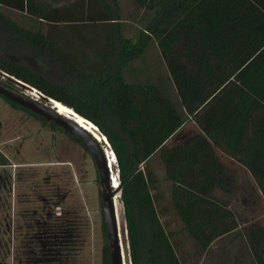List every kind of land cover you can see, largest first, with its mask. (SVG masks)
Listing matches in <instances>:
<instances>
[{
    "label": "trees",
    "instance_id": "1",
    "mask_svg": "<svg viewBox=\"0 0 264 264\" xmlns=\"http://www.w3.org/2000/svg\"><path fill=\"white\" fill-rule=\"evenodd\" d=\"M2 8L25 13L29 23L20 25ZM62 10L41 0H0V41L10 45L7 53L25 47L55 58L65 64L71 80L56 81L6 57H0V72L72 108L107 137L118 162L132 264H184L174 242L179 234L207 252L239 228L235 213L213 196L227 186V168L217 149L257 165L264 176V0H148L142 29L132 37L123 33L118 0H75ZM167 20L171 29L165 34ZM153 35L174 71L182 59L217 39L228 52L234 71L221 95L208 103L204 127L213 128L209 139L196 134L167 147L189 121L183 106L153 82L127 80L130 65L143 58ZM215 89L209 94H216ZM156 155L171 184V203L182 225L178 230L167 231L160 220L153 195L157 180L148 167ZM9 165L0 151V167ZM143 219L150 224L147 238ZM245 237L256 264H264V228L253 227ZM104 261L112 264L109 247Z\"/></svg>",
    "mask_w": 264,
    "mask_h": 264
},
{
    "label": "rangeland",
    "instance_id": "2",
    "mask_svg": "<svg viewBox=\"0 0 264 264\" xmlns=\"http://www.w3.org/2000/svg\"><path fill=\"white\" fill-rule=\"evenodd\" d=\"M41 1L52 3L65 12L75 0ZM147 1L118 0L120 22L127 37L134 36L142 29L140 22L145 17ZM1 11L22 26L29 23L25 13L7 8H2ZM170 29L167 20L163 25L165 34ZM67 37L72 38L75 46L80 44L77 37ZM158 43L159 37L153 35V41L143 58L130 65L126 77L129 81L153 82L173 100L178 98V92H181V96L187 94L188 98L191 94L197 95V92L211 93L234 71L229 54L218 39L197 55L184 59L185 61L182 59L183 62L176 71L172 70V64L168 63L169 60L162 54ZM0 44L2 58L28 64L56 81H69L72 78L64 63L47 54L25 47L14 53H7L5 51H8L7 46L10 45L2 41ZM181 44L184 52L186 47H183V42ZM11 78L0 72L2 83L29 95V89L18 84L17 79ZM183 99L186 103L187 98L183 96ZM198 101L201 103L200 99ZM40 102L44 103L42 99ZM192 130L199 132L196 124L189 121L170 144L176 143L177 137H189ZM73 138L74 136L61 128L54 129L0 96V151L11 162V165L0 168V176L4 178L0 183V193L4 196V211H9L10 205L13 208V204L17 208L14 246L19 258L16 261L7 259L12 243L4 235L1 246L5 260L0 261V264H82L83 250L90 252L92 264H105L109 246L98 170L91 153ZM217 152L227 166L229 178L226 181L227 187L216 190L214 197L231 207L236 214L239 228L217 241L207 252L201 250L185 234L175 236L174 242L178 244V253L184 264H256L245 233L253 227L264 228V176L257 165L233 163L229 156ZM148 167L157 180L153 195L160 220L167 231L178 230L182 225L171 203V184L165 180L164 164L159 159H152ZM115 172H119L118 166ZM121 203L130 264L128 224L122 199ZM60 207L62 210H57ZM60 213L62 217H58ZM142 230L147 238L150 224L146 219L142 221ZM23 249L25 256L22 257H27V261L20 260ZM262 253L264 256V243Z\"/></svg>",
    "mask_w": 264,
    "mask_h": 264
},
{
    "label": "water",
    "instance_id": "3",
    "mask_svg": "<svg viewBox=\"0 0 264 264\" xmlns=\"http://www.w3.org/2000/svg\"><path fill=\"white\" fill-rule=\"evenodd\" d=\"M4 75L11 78L10 76H8V74L4 73ZM16 82L26 87L29 90L33 89L31 86L22 83L21 81L16 80ZM0 96H2L3 98L7 99L12 103H15L41 116L45 120L51 122L52 124L66 131L67 133L71 134L76 139H78L91 153L99 174L101 197L103 202L111 262L112 264H125L123 257V250L119 237L117 212L115 209V202H114V198L117 195V193L120 192V189L117 190L113 188L112 177H111L112 175L111 161L112 160L117 161V157L107 137L102 132H100L102 138L107 139L105 144H102L100 140L95 137L93 132H89L85 128L81 127L79 124H77L75 120L66 118L65 116L59 114L58 109H55L56 106L55 102L57 101L55 99L42 95V99H44L45 102L43 103L37 101L28 94L18 92L15 89L6 86L1 81H0ZM95 126L97 127V129H99L97 125ZM109 151L111 154V158L108 154ZM116 166H118V162Z\"/></svg>",
    "mask_w": 264,
    "mask_h": 264
},
{
    "label": "crops",
    "instance_id": "4",
    "mask_svg": "<svg viewBox=\"0 0 264 264\" xmlns=\"http://www.w3.org/2000/svg\"><path fill=\"white\" fill-rule=\"evenodd\" d=\"M227 83L228 82H226V80H224L223 83H220V85L217 87V93L216 94H213V95L209 94V91H207L205 94H203L202 92H197L198 93L197 95L191 94L190 97L188 98L187 94L182 93V95L185 94L183 96H185L187 98V99H185L186 100V103H185V101L183 99V96H181V92H178V96H177L178 98L175 101H178L179 104L183 106V109H184L185 113L187 114V116L189 118V121H192V122H194L196 124V127L199 129V132L198 131L195 132V130H192V133H191L192 135H190L189 137H187L188 135L184 136L183 138L182 137H177L178 141L176 143L175 142H172V144H170L171 141H173L176 136H179V134L184 130L185 126L189 122L188 121L168 141V143L166 144L167 147L172 148V147H175L177 145L183 144L189 138L193 137L196 134H203L206 138L209 139L210 134L213 132V128L212 129L211 128L205 129V127H204L205 122H206L205 120H206V118H207V116L209 114L208 103L210 101H212L216 95H218V96L221 95V91L227 85ZM198 99H200L201 103H198L199 102ZM186 106H187V108H186ZM193 132H195L196 134L193 133ZM217 151L224 153L226 156H229L233 160V163H238V164L244 163V164H247V162L242 161V160H239L237 157L233 156L226 149H217ZM217 155H218V152H217ZM157 156L158 155H156L152 159H159L160 162H162L161 159H160V157L159 156L157 157ZM218 157H219V155H218ZM220 157H219V159H220ZM220 161L222 162L223 165H225V163L221 159H220ZM4 167H7V166H4ZM225 167L227 168V166H225ZM227 174H228V170H227ZM228 178L229 177L227 176L226 177V181L228 180ZM3 179L4 178L2 176H0V183L3 182L2 181ZM226 185H227V183H226ZM226 187H220V188H217L216 190H218V189H225ZM216 190L214 191V193L216 192ZM214 193H213V196H214ZM11 196H12V191H11ZM3 199H4V196L0 193V261L5 260L4 257L2 256V246H1V238L4 235L6 237L10 238L11 239V243H12V246H11V249H10V254H9L10 256L7 259L8 260H11V261H16V260L19 259L18 256H17L18 253L15 250V246H14V238L16 240L17 208L13 204V208H12V205H10L9 211H7V210L4 211L5 208L2 205ZM10 199L12 201V197ZM227 207H228V209L232 210L231 207H229V206H227ZM57 210H62V208L60 207ZM57 210H55V212ZM58 217H62V213L58 214ZM48 218L50 219V216L49 215H48ZM5 229H8V230L5 231ZM47 230H48V228H47ZM225 237H222V238L218 239L217 241H220L221 239H223ZM217 241H215L211 245V247ZM25 243L26 242H24V245H25ZM24 249L20 252V254H21L20 260L21 261H23V260H26L27 261L28 260L27 257H25V258L22 257V256H25ZM89 255H90V252L88 250H87V252H84V250L81 252V257H82L81 258L82 259L81 261L83 262L82 264H92V261H91V258L89 257ZM58 259H60V257Z\"/></svg>",
    "mask_w": 264,
    "mask_h": 264
},
{
    "label": "bare ground",
    "instance_id": "5",
    "mask_svg": "<svg viewBox=\"0 0 264 264\" xmlns=\"http://www.w3.org/2000/svg\"><path fill=\"white\" fill-rule=\"evenodd\" d=\"M55 105H56L55 109H58L59 114L65 116L66 118L75 120L77 122V124H79L81 127L85 128L89 132H93L95 137L98 138L102 144H105L107 139L106 138H102V136L100 134L101 131L99 129H97V127L91 121H89V120L85 119L84 117L80 116L79 114H77L75 112V110H73L72 108L64 105L61 102L56 101ZM108 154H109V156L111 158L110 151L108 152ZM116 165H117V161L112 160L111 161V173H112V177H113V180H114L113 188H117V190H119L120 189L118 187L119 183H118V179H117L116 174H115ZM114 202H115V209H116V212H117V221H118V225H119V237H120L121 246H122V250H123L124 262H125V264H129L128 263L127 245H126V242H125V234L126 233H125V229H124V225H123V218H122L123 207H122V203H121L120 192H118L117 195L115 196Z\"/></svg>",
    "mask_w": 264,
    "mask_h": 264
},
{
    "label": "built area",
    "instance_id": "6",
    "mask_svg": "<svg viewBox=\"0 0 264 264\" xmlns=\"http://www.w3.org/2000/svg\"><path fill=\"white\" fill-rule=\"evenodd\" d=\"M29 95L32 97V98H34L35 100H37V101H40L41 99H42V93L41 92H39L38 90H36V89H32V91L31 90H29ZM111 177H112V175H111ZM116 177H117V179H118V183H119V186H120V176H119V172L118 173H116ZM114 183V180H113V177H112V184ZM118 186V187H119ZM114 189H117V188H114Z\"/></svg>",
    "mask_w": 264,
    "mask_h": 264
},
{
    "label": "flooded vegetation",
    "instance_id": "7",
    "mask_svg": "<svg viewBox=\"0 0 264 264\" xmlns=\"http://www.w3.org/2000/svg\"><path fill=\"white\" fill-rule=\"evenodd\" d=\"M101 198H102V197H101ZM102 206H103V202H102ZM103 215H104V209H103ZM104 220H105V216H104ZM104 225H105V229H106L105 221H104ZM106 234H107V231H106Z\"/></svg>",
    "mask_w": 264,
    "mask_h": 264
}]
</instances>
